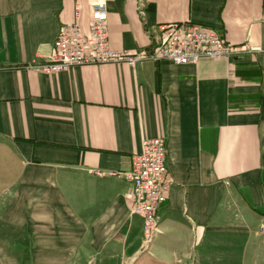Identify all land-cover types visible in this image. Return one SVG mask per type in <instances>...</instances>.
I'll use <instances>...</instances> for the list:
<instances>
[{"label":"crops","instance_id":"0c3cea01","mask_svg":"<svg viewBox=\"0 0 264 264\" xmlns=\"http://www.w3.org/2000/svg\"><path fill=\"white\" fill-rule=\"evenodd\" d=\"M96 1L107 5L115 50L147 48L156 25L178 21L242 48L196 63L34 71L75 7L87 33ZM156 136L165 137L172 182L146 245L128 179L95 171H127L142 139ZM233 211L243 225L229 229ZM242 211L264 227V0H0V255L264 264V232L247 227Z\"/></svg>","mask_w":264,"mask_h":264},{"label":"built area","instance_id":"2783aa9c","mask_svg":"<svg viewBox=\"0 0 264 264\" xmlns=\"http://www.w3.org/2000/svg\"><path fill=\"white\" fill-rule=\"evenodd\" d=\"M108 9L104 1L92 4L87 33L78 24V9L74 20L59 27L53 41L54 52L49 57L32 62L37 72L53 73L81 65L126 63L134 65L145 60L168 59L176 64L196 63L201 58L230 57L242 46L225 44L213 29L196 23L178 21L156 25L157 34L150 36V46L136 50H115L110 46L107 28ZM245 48H250L245 43ZM97 174L125 176L132 196L130 212L143 219L144 244L158 232L157 215L168 197L171 179L166 169L164 136L144 138L140 151L131 155L127 171H95Z\"/></svg>","mask_w":264,"mask_h":264},{"label":"rangeland","instance_id":"374dc122","mask_svg":"<svg viewBox=\"0 0 264 264\" xmlns=\"http://www.w3.org/2000/svg\"><path fill=\"white\" fill-rule=\"evenodd\" d=\"M234 212L235 211H233L232 214L229 213L227 215V218H226V215L224 217L225 218L224 222L225 223L227 222L228 225H230V227H231L229 229H233V228H236L239 225H243V223H242V221L240 219L242 217V215L240 217H239V215H235L234 216ZM238 214H240V213H238ZM242 214H244V218H248L246 220V222H244V223L246 224L247 227H250L253 230L254 233L261 235V232L262 233L264 232V227L260 226V223L257 222V221H254V223H253L252 216H248V212L242 211ZM218 244L221 245L223 243H218ZM218 248H219L220 252H223L224 250H226L225 247H221V246L219 247L218 246ZM12 254H14L12 256V258H7L8 255L7 256H4L3 254L0 255V264H10L11 261H13L14 263L16 262V264H31L32 259L29 260L28 257L21 258L19 253H17V251L13 252ZM9 256H11V255H9ZM219 260L220 261L222 260V261L226 262L225 254H220V259Z\"/></svg>","mask_w":264,"mask_h":264},{"label":"bare ground","instance_id":"6f19581e","mask_svg":"<svg viewBox=\"0 0 264 264\" xmlns=\"http://www.w3.org/2000/svg\"><path fill=\"white\" fill-rule=\"evenodd\" d=\"M158 222V221H157ZM158 224V223H157ZM151 241H148V243H145L146 245H148Z\"/></svg>","mask_w":264,"mask_h":264}]
</instances>
